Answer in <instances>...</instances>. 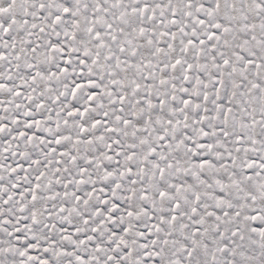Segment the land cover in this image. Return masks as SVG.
Listing matches in <instances>:
<instances>
[{
  "label": "snow or ice",
  "instance_id": "obj_1",
  "mask_svg": "<svg viewBox=\"0 0 264 264\" xmlns=\"http://www.w3.org/2000/svg\"><path fill=\"white\" fill-rule=\"evenodd\" d=\"M0 264H264V0H0Z\"/></svg>",
  "mask_w": 264,
  "mask_h": 264
}]
</instances>
